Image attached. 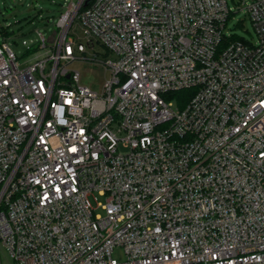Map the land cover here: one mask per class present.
<instances>
[{
	"label": "built area",
	"instance_id": "built-area-1",
	"mask_svg": "<svg viewBox=\"0 0 264 264\" xmlns=\"http://www.w3.org/2000/svg\"><path fill=\"white\" fill-rule=\"evenodd\" d=\"M247 12L256 43L227 0H72L26 64L0 41V264H264V0Z\"/></svg>",
	"mask_w": 264,
	"mask_h": 264
},
{
	"label": "rangeland",
	"instance_id": "rangeland-1",
	"mask_svg": "<svg viewBox=\"0 0 264 264\" xmlns=\"http://www.w3.org/2000/svg\"><path fill=\"white\" fill-rule=\"evenodd\" d=\"M72 0H0V26L8 29L6 40L16 52L21 64L29 62V56L25 55L27 46L41 39V34L50 38L57 30V22L62 12ZM231 9V16L225 28V34L238 36L251 43L258 40L253 22L247 12L252 0H227ZM5 40L0 33V41ZM73 69L81 73V82L88 84L94 90H100L103 82L108 78L101 64L91 62H75ZM93 207L99 202H104L100 196L90 197ZM99 212L100 209H97ZM3 249L1 248V251ZM3 252V251H2ZM4 264H8L6 255L2 253Z\"/></svg>",
	"mask_w": 264,
	"mask_h": 264
},
{
	"label": "trees",
	"instance_id": "trees-1",
	"mask_svg": "<svg viewBox=\"0 0 264 264\" xmlns=\"http://www.w3.org/2000/svg\"><path fill=\"white\" fill-rule=\"evenodd\" d=\"M0 33L3 34V36L6 37L8 36V29L4 26H0ZM231 40H242L243 38H240L238 36H234L231 35ZM194 90L193 89H182V90H178V91H172L168 93V99H172L175 101V103L179 106V107H183L187 101L189 100V98L191 97V95H193Z\"/></svg>",
	"mask_w": 264,
	"mask_h": 264
}]
</instances>
